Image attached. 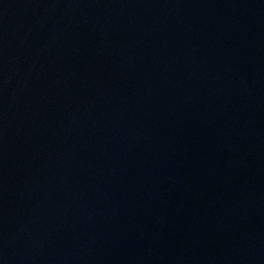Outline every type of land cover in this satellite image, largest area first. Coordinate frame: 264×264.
<instances>
[{"label":"water","instance_id":"95a60500","mask_svg":"<svg viewBox=\"0 0 264 264\" xmlns=\"http://www.w3.org/2000/svg\"><path fill=\"white\" fill-rule=\"evenodd\" d=\"M0 264H264V0H0Z\"/></svg>","mask_w":264,"mask_h":264}]
</instances>
